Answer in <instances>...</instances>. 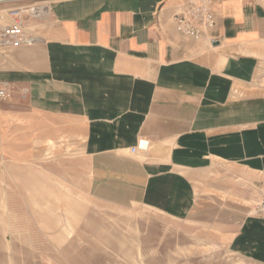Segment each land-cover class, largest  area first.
Instances as JSON below:
<instances>
[{
  "label": "crops",
  "instance_id": "1",
  "mask_svg": "<svg viewBox=\"0 0 264 264\" xmlns=\"http://www.w3.org/2000/svg\"><path fill=\"white\" fill-rule=\"evenodd\" d=\"M186 2L52 4L28 30L37 43L0 51V88L10 84L11 92L0 101H15L5 115L30 130L34 152L74 141L89 163L92 156L100 194L147 192L150 184L166 192L173 182L184 188L186 175L172 178L181 174L170 166L172 144L191 133L205 134L212 154L242 152L228 194L244 186L234 201L246 203L247 219L233 232L232 249L249 264H264V95L257 79L264 0H213L216 26L200 40L175 28L174 14ZM236 136L238 150L227 146ZM146 138L149 148L133 152ZM111 171L113 185L125 188L107 189Z\"/></svg>",
  "mask_w": 264,
  "mask_h": 264
},
{
  "label": "rangeland",
  "instance_id": "2",
  "mask_svg": "<svg viewBox=\"0 0 264 264\" xmlns=\"http://www.w3.org/2000/svg\"><path fill=\"white\" fill-rule=\"evenodd\" d=\"M58 1L0 3V14ZM29 20L27 29H36ZM260 73L264 95V65ZM14 102L0 101V264H249L231 240L247 219L246 203L234 201L244 186L228 194L243 156L237 136L227 145L235 153L212 154L205 134L172 144L170 166L181 171L172 178L186 175L184 188L173 182L166 192L150 184L147 192L100 194L92 156L89 163L74 141L34 152L30 130L5 115ZM110 174L107 189L125 188Z\"/></svg>",
  "mask_w": 264,
  "mask_h": 264
},
{
  "label": "built area",
  "instance_id": "3",
  "mask_svg": "<svg viewBox=\"0 0 264 264\" xmlns=\"http://www.w3.org/2000/svg\"><path fill=\"white\" fill-rule=\"evenodd\" d=\"M47 4H24L9 8L6 14H0V49L31 46L38 41L35 35L28 32L30 18L37 19L46 10ZM216 15L213 10V0H187L184 9L174 14L175 28L181 34L200 40L216 26ZM10 84L0 88V98L9 99ZM150 146L149 139H140L132 147V151H146ZM264 212V199L259 204Z\"/></svg>",
  "mask_w": 264,
  "mask_h": 264
},
{
  "label": "bare ground",
  "instance_id": "4",
  "mask_svg": "<svg viewBox=\"0 0 264 264\" xmlns=\"http://www.w3.org/2000/svg\"><path fill=\"white\" fill-rule=\"evenodd\" d=\"M18 1H21V0H18ZM39 40V39H38ZM37 43V42H36Z\"/></svg>",
  "mask_w": 264,
  "mask_h": 264
}]
</instances>
